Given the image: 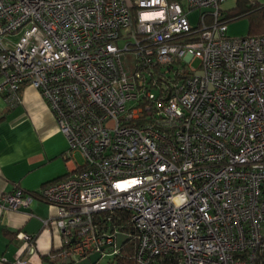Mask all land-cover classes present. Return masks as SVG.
<instances>
[{"label":"built area","instance_id":"obj_1","mask_svg":"<svg viewBox=\"0 0 264 264\" xmlns=\"http://www.w3.org/2000/svg\"><path fill=\"white\" fill-rule=\"evenodd\" d=\"M223 1L0 0V94L14 106L37 89L73 164L0 207L55 206L59 255L74 262L114 244L118 210L138 233L137 264L264 256V36L229 35ZM17 236L25 248L7 264L34 253L35 236Z\"/></svg>","mask_w":264,"mask_h":264},{"label":"crops","instance_id":"obj_2","mask_svg":"<svg viewBox=\"0 0 264 264\" xmlns=\"http://www.w3.org/2000/svg\"><path fill=\"white\" fill-rule=\"evenodd\" d=\"M244 32L240 27H228L229 35H245ZM20 98L19 103L9 106L0 94V194L16 187L37 192L43 185L64 178L68 168L73 167L65 157L68 142L46 100L30 85L23 86ZM56 213L55 206L39 198L16 210L0 207V264L22 254L25 245L17 236L20 231L35 236L34 253L26 256L27 264L59 262L55 258L59 257L62 238L53 222Z\"/></svg>","mask_w":264,"mask_h":264},{"label":"trees","instance_id":"obj_3","mask_svg":"<svg viewBox=\"0 0 264 264\" xmlns=\"http://www.w3.org/2000/svg\"><path fill=\"white\" fill-rule=\"evenodd\" d=\"M230 20L245 18L247 20V35L264 36V3H254L248 0H237L235 6L225 15ZM105 213H100L97 218L104 217ZM110 225L118 227L119 231L126 235L121 245L113 255L111 264H137L136 251L138 246V233L129 221L127 212L115 211L111 214ZM60 256V255H59ZM56 264H74V261L57 262ZM255 264H264V256L256 258Z\"/></svg>","mask_w":264,"mask_h":264},{"label":"rangeland","instance_id":"obj_4","mask_svg":"<svg viewBox=\"0 0 264 264\" xmlns=\"http://www.w3.org/2000/svg\"><path fill=\"white\" fill-rule=\"evenodd\" d=\"M232 2H235V0H228L227 2H225L223 4V7H221V5H222V3H221L220 7H221V10H222V13L224 14V16L227 15V13H229L230 9H227V7L229 5H232ZM203 10L204 9H194V10H191L188 12V17H189L190 23L192 25H197V23L199 21L200 13ZM227 25L230 28H232V26L240 27L243 32L245 31L244 33H246L247 28H248V26H246L243 18H236V19L230 20L227 23ZM229 34H231V33H229ZM240 35H242V34L232 35V36H240ZM120 58H121V62H122L124 71L128 75H132L134 72V69H135L133 52L132 51L125 52L121 55ZM77 159L81 160L79 155H77ZM125 238H126V235L124 233H122L120 231L118 233H116L114 244L111 247L106 249V252H104L102 254L100 259L95 264H111V261L113 259V255H114L113 249H118ZM55 260H57L59 262L71 261L70 258H61L60 256L56 257Z\"/></svg>","mask_w":264,"mask_h":264},{"label":"water","instance_id":"obj_5","mask_svg":"<svg viewBox=\"0 0 264 264\" xmlns=\"http://www.w3.org/2000/svg\"><path fill=\"white\" fill-rule=\"evenodd\" d=\"M113 245V243L111 244H106V245H102L99 250L91 253L90 255H88L87 257H84L82 259H79L77 261L74 262V264H95L97 263V261L100 259V257L102 256V251H104L106 248H109Z\"/></svg>","mask_w":264,"mask_h":264}]
</instances>
